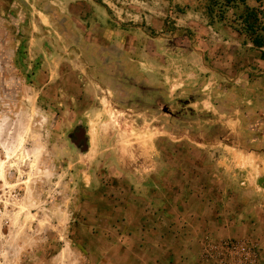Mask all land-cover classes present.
<instances>
[{
    "label": "crops",
    "instance_id": "crops-1",
    "mask_svg": "<svg viewBox=\"0 0 264 264\" xmlns=\"http://www.w3.org/2000/svg\"><path fill=\"white\" fill-rule=\"evenodd\" d=\"M115 1L7 2L8 30L40 46L37 76L47 78L40 91L57 94L56 107L70 110L62 121L75 126L69 138L87 157L86 210L73 218L69 247L58 257L199 264L207 240L260 236L264 264V60L255 61L254 81L231 68L214 72L216 88L193 87L191 75L174 70L162 46L169 42L123 24ZM181 124L233 132L177 135Z\"/></svg>",
    "mask_w": 264,
    "mask_h": 264
},
{
    "label": "rangeland",
    "instance_id": "rangeland-1",
    "mask_svg": "<svg viewBox=\"0 0 264 264\" xmlns=\"http://www.w3.org/2000/svg\"><path fill=\"white\" fill-rule=\"evenodd\" d=\"M7 2L0 0V264H74L71 252L66 261L57 251L69 247L72 220L86 210L82 202L88 196L83 186L87 174L82 170L87 157H82V143L69 138L75 126L62 121L71 117L70 110L56 107L57 94L40 91L47 81L37 76L40 46H26L20 32L8 30ZM15 3L22 7L25 0ZM247 4L259 5L252 0ZM259 8L264 11V1ZM113 9L123 24L141 27L161 44L169 42L162 46L173 54L177 74L191 75V86L214 89L221 84L214 72L231 68L240 70L241 80H255V61L264 49L225 24H210L203 0H116ZM16 15V24L22 26L23 13ZM182 108L176 109V116L182 115ZM244 113L249 111L244 108L240 115ZM254 126L242 125L241 132ZM231 129L175 125L177 135L204 130L220 135ZM248 239L262 250L260 236Z\"/></svg>",
    "mask_w": 264,
    "mask_h": 264
},
{
    "label": "trees",
    "instance_id": "trees-1",
    "mask_svg": "<svg viewBox=\"0 0 264 264\" xmlns=\"http://www.w3.org/2000/svg\"><path fill=\"white\" fill-rule=\"evenodd\" d=\"M210 24L222 23L244 36L255 48L264 49V11L260 4L264 0H252L256 7H250L247 0H203ZM264 60V52H261Z\"/></svg>",
    "mask_w": 264,
    "mask_h": 264
},
{
    "label": "built area",
    "instance_id": "built-area-1",
    "mask_svg": "<svg viewBox=\"0 0 264 264\" xmlns=\"http://www.w3.org/2000/svg\"><path fill=\"white\" fill-rule=\"evenodd\" d=\"M199 264H260L257 245L248 238L205 241Z\"/></svg>",
    "mask_w": 264,
    "mask_h": 264
}]
</instances>
